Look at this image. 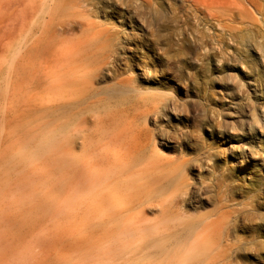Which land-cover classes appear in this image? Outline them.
<instances>
[{"label":"bare ground","instance_id":"obj_1","mask_svg":"<svg viewBox=\"0 0 264 264\" xmlns=\"http://www.w3.org/2000/svg\"><path fill=\"white\" fill-rule=\"evenodd\" d=\"M42 1L41 10H50L52 41L68 46L56 60L61 68H51L59 90L47 99L52 131L43 142L55 153L65 144L71 199L95 191L110 223L126 221L120 230L126 237L140 230L129 228L131 219H149L152 225L143 233L151 238L153 253L176 254V264H264V182L255 178L254 162L244 160L250 149L260 155V148L236 135L240 127L227 122L225 109L213 111L209 95L203 104L195 100L204 81L196 73H183L175 81L167 68L156 89H143L117 69L150 77L162 65L157 44L148 45L143 34L151 28L157 33L154 28L169 21L166 3L170 21L183 23L176 28L175 46L187 61L179 62V68L197 67L208 58L207 36L195 28L188 32L190 16L184 20L177 6L192 11L197 26L202 20L218 21L208 11L211 6L204 0ZM48 43L36 42L35 49L53 60L57 51ZM144 48L155 57L140 52ZM222 57L219 63L228 58ZM105 74L114 76V86L98 89ZM34 77L43 78V73ZM183 86L187 90L180 93ZM204 130L212 139L202 137ZM216 132L219 140L212 136ZM231 154L243 162L230 166Z\"/></svg>","mask_w":264,"mask_h":264},{"label":"rangeland","instance_id":"obj_2","mask_svg":"<svg viewBox=\"0 0 264 264\" xmlns=\"http://www.w3.org/2000/svg\"><path fill=\"white\" fill-rule=\"evenodd\" d=\"M221 1L227 8L220 7L216 0L203 1L211 6L208 11L218 21L207 24L202 20L200 26L192 11L189 14L178 2L184 20L190 16L187 31L195 28L207 36L208 58L199 61L197 67L185 71L179 68V62L187 61L175 46L176 28L183 23L170 21L166 3L169 21L154 28L157 33L151 28L143 34L148 45L157 44L164 59L162 65L150 77H139V70L128 72L123 66L117 69L143 89H156L162 70L167 68L175 81L183 73H196L205 82L195 90V100L203 104L209 95L208 105L213 111L217 114L225 109L227 122L240 127L236 135L260 148V155L255 156L254 150L248 152V144L245 149L249 154L244 160L249 165L254 162V176L264 182V0H251L252 4L250 0ZM42 4V0H0V264H176V254L153 253L151 238L143 233L152 225L149 219H131L129 228L140 230L126 237L120 233L126 221L120 226L110 223L95 191L71 199L65 144L61 142L55 153L52 145L43 142L52 131L47 99L59 90L51 75L56 71L59 52L68 46L52 41L50 10L42 11ZM43 40L55 46L53 60L43 58L35 49V43ZM140 52L155 57L147 48ZM225 55L228 58L219 63ZM62 65L68 69L66 63ZM41 72L43 78L34 77ZM113 80L112 74H105L97 88H111ZM180 89V93L187 90L186 86ZM210 132L204 130L202 137L212 139ZM212 136L220 139L217 132ZM228 159L230 166L243 162L237 154ZM192 172L199 175L197 170ZM261 202L264 209V198Z\"/></svg>","mask_w":264,"mask_h":264}]
</instances>
